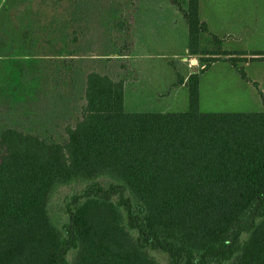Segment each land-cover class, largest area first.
<instances>
[{
  "label": "trees",
  "instance_id": "trees-1",
  "mask_svg": "<svg viewBox=\"0 0 264 264\" xmlns=\"http://www.w3.org/2000/svg\"><path fill=\"white\" fill-rule=\"evenodd\" d=\"M166 1L179 9L187 51L203 66L178 80L185 111L125 112L124 82L136 77L122 64L117 79L85 75L63 141L32 131L45 116L38 102L20 109L30 128L2 119L0 264H162L158 256L166 264H264V111H199V76L212 63L246 80L238 64L263 58L235 57L244 54L221 50L214 35L216 49H201L199 0ZM11 2L0 10V60H10L1 64L27 98L39 70L25 45H12ZM17 38L25 44L27 33ZM67 186L74 190L56 212L54 194Z\"/></svg>",
  "mask_w": 264,
  "mask_h": 264
},
{
  "label": "rangeland",
  "instance_id": "rangeland-1",
  "mask_svg": "<svg viewBox=\"0 0 264 264\" xmlns=\"http://www.w3.org/2000/svg\"><path fill=\"white\" fill-rule=\"evenodd\" d=\"M4 1L0 0V10ZM6 17L14 33L12 45H25L26 61L35 64L39 74L34 84L25 86L28 99L22 98L18 89L12 88L15 76L9 77L8 69L2 66L10 60H0V123L5 118L10 124L15 122L30 128L31 121L20 109L26 105L32 108L38 102L45 116L37 130L32 131L55 141L65 139L64 125L73 124L79 116L83 82L90 71L117 79L124 73V64L137 80L136 70L140 66L152 68L153 92L138 94L136 80L124 82V111L183 112L187 109V88L178 80L186 81L190 74L203 68L199 57L191 56L185 48L187 34L185 24L181 25L179 9L166 0H13ZM168 20L174 21L175 43L172 45L165 40L171 33L164 23ZM22 31L27 33L25 44L17 38ZM200 47L208 51L216 49L209 34L200 36ZM220 49L232 53L233 42L221 44ZM245 52L259 53L263 58L248 62L246 67L244 63L238 64L246 80L222 61H216L200 74V112L264 111L261 99L264 97V50ZM9 57L17 58V52ZM38 86L40 97L36 99L32 94ZM73 190V186L57 190L54 194L56 212L64 197ZM158 258L166 264L164 257Z\"/></svg>",
  "mask_w": 264,
  "mask_h": 264
},
{
  "label": "crops",
  "instance_id": "crops-1",
  "mask_svg": "<svg viewBox=\"0 0 264 264\" xmlns=\"http://www.w3.org/2000/svg\"><path fill=\"white\" fill-rule=\"evenodd\" d=\"M151 14H154V12L151 11ZM151 16L153 17V15ZM180 16L181 25L185 24L181 13ZM198 16L199 20L206 25L207 32L204 34L216 36L221 41V44L229 41L233 42L234 51L232 53H243L250 58L256 52L247 54L245 50H264V0H199ZM164 23L167 29L170 27L171 33L169 34H172L171 36L168 34L165 40L172 45L175 43L174 21L168 20L164 21ZM184 26L186 29V24ZM186 44L185 48H187ZM252 44L254 46L251 48ZM248 62L251 61L245 62V67L248 66ZM214 63L209 67L214 65ZM231 68L235 70L232 66ZM153 73L154 70L152 68L146 69L142 66L136 70L137 80L135 83L138 94L144 91L153 92L154 80L150 76ZM171 85L174 89L175 86Z\"/></svg>",
  "mask_w": 264,
  "mask_h": 264
},
{
  "label": "built area",
  "instance_id": "built-area-1",
  "mask_svg": "<svg viewBox=\"0 0 264 264\" xmlns=\"http://www.w3.org/2000/svg\"><path fill=\"white\" fill-rule=\"evenodd\" d=\"M194 63H195V61H194ZM202 68V67H201Z\"/></svg>",
  "mask_w": 264,
  "mask_h": 264
}]
</instances>
